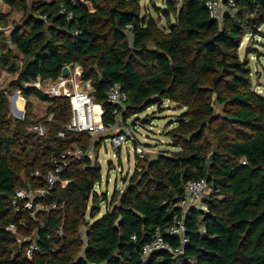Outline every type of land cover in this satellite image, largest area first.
<instances>
[{"label":"trees","instance_id":"obj_1","mask_svg":"<svg viewBox=\"0 0 264 264\" xmlns=\"http://www.w3.org/2000/svg\"><path fill=\"white\" fill-rule=\"evenodd\" d=\"M207 1L165 0L156 6L164 27L140 0H93V9L81 1L3 0L23 16L10 21L0 11V71L16 75L0 88V264H264V95L240 55L247 34L264 23V0H236L222 20L211 17ZM75 65L106 125L118 120L108 100L114 84L128 95L123 123L165 100L185 109L166 133L174 148L138 154L127 185L111 197L99 195L102 167L88 155L68 158L65 187L36 192L73 143L90 146L89 133L67 129L70 99L34 86ZM17 90L28 101L24 119L11 112ZM31 94L49 103L37 119ZM33 123L46 133L30 130ZM199 178L211 191L206 210H188L183 254H145L157 231L169 239L165 229L181 215L186 184ZM20 189L33 200L16 197Z\"/></svg>","mask_w":264,"mask_h":264},{"label":"built area","instance_id":"obj_2","mask_svg":"<svg viewBox=\"0 0 264 264\" xmlns=\"http://www.w3.org/2000/svg\"><path fill=\"white\" fill-rule=\"evenodd\" d=\"M73 3L81 1L83 4L85 0H70ZM89 1L90 0H86ZM0 3H3V0H0ZM226 5L228 8L235 7L236 0H208L207 6L210 12V15L215 20H222V7ZM60 12L62 14H67V19L73 18V13H67L64 4H61ZM82 76V67L80 65H75L73 67L69 66V72L66 77L61 75L57 80L51 79H38L34 86L38 89L44 91L50 97L66 96L70 99L72 106V118L71 121L67 124V129L73 132L79 133H89L90 135L96 137L97 135L110 132L113 129L120 126L119 130L115 132L112 137V144L115 149L122 148L124 142H127L129 139L136 140L135 135L131 130L127 129L123 125V121L119 120L122 118V111L126 109L128 95L125 90H123L120 84H114L108 90V100L114 106L113 112L117 116V123L106 125L103 121L104 107L101 103H96L94 101V96L92 95V87L90 82L84 81L81 78ZM83 82L88 83L89 88H82ZM82 84V85H81ZM17 95L14 99V95ZM20 97L24 103L22 109H19L17 98ZM10 98L13 99V112L20 115L21 119L25 118L27 106V98L21 93L20 90L13 92L10 95ZM99 107L98 109L96 107ZM53 115L50 116V119ZM31 129L35 131L38 135H44L47 131L45 124L43 123H33L30 125ZM64 132H61L63 135ZM99 140H96L97 144ZM136 152L140 156H144L147 153L145 147L140 143L136 146ZM87 154L86 149L81 145H76L65 150L57 162V165L53 171L48 173V187L37 190L36 192L39 195H44L52 188L56 183H61L65 187L68 183L67 179H63L62 175L65 168L68 166V158H84ZM89 156V155H88ZM243 163H247L245 158H242ZM38 174V173H37ZM211 187L209 181L206 178H199L191 180L186 184V193L183 198L179 200L177 205L181 209V215L175 219V222L168 226L165 229L169 235V239L164 236L161 231H157L155 237L149 242L145 243L143 246V251L145 254H149L156 250H168L175 256L181 255L184 252V245L188 242L187 236V226L185 223V217L187 216L188 210L191 207L196 209H207L205 204V199L210 195ZM16 197H21L23 199L34 198V193L26 189H20L17 191ZM28 202L27 206L32 207V203ZM11 231H15L14 226H10ZM171 237H177L181 241V245L176 247L170 240Z\"/></svg>","mask_w":264,"mask_h":264},{"label":"rangeland","instance_id":"obj_3","mask_svg":"<svg viewBox=\"0 0 264 264\" xmlns=\"http://www.w3.org/2000/svg\"><path fill=\"white\" fill-rule=\"evenodd\" d=\"M140 1L141 5L145 8L143 10L144 13L148 11L159 21L161 26H168L164 16L161 18L158 17V8L156 7H165V0ZM0 11L9 13L10 21L13 19L19 20L23 16L22 9L11 8L4 2L0 4ZM227 11L233 12L231 8L224 5L222 7L223 16ZM5 30L9 31L8 28ZM240 55L242 58L246 56L249 57L251 67L253 69V85L261 94L264 95V23H262L258 29L250 30L241 45ZM15 76L16 75L12 72L3 70L0 71V88L7 87L10 80ZM81 87L84 89L89 88L88 83L86 82H83ZM10 101L12 114L14 117L21 119L20 115L13 112V99L10 98ZM30 101L32 106L31 111L34 114L33 118L37 119L46 114L49 105L47 101L33 94L30 96ZM25 109L28 110L27 106ZM184 112V108H180L174 102L165 100L163 103L154 105L137 116H132L128 120L129 123L127 124L124 122L123 125L132 131L136 140H127V142L123 143L122 148L119 149L114 148L111 136L119 130L120 126L110 132L97 135L94 138L90 135L92 139L89 148L86 149L87 154L95 163H100L102 167V181L96 187L99 195L106 194L108 197H111L115 189L123 191L127 185L128 178L135 172L138 155L135 150L137 144L140 143L146 148V154L151 155H156L162 150L173 149L174 147L171 144V137L166 133L175 125L176 120ZM119 120H122V118ZM29 129L32 130L31 127H29ZM59 135L61 137H65V133H63V135L60 133ZM96 140H99L97 144H95ZM72 145L74 147L78 144L73 143ZM41 207L43 206H38V208ZM106 208V202L102 200L101 212L103 213ZM20 241L25 240L21 238Z\"/></svg>","mask_w":264,"mask_h":264},{"label":"water","instance_id":"obj_4","mask_svg":"<svg viewBox=\"0 0 264 264\" xmlns=\"http://www.w3.org/2000/svg\"><path fill=\"white\" fill-rule=\"evenodd\" d=\"M68 72H69V66H65L64 67V69H63V73H62V75L64 76V77H66L67 75H68ZM16 94L14 95V99L16 98ZM13 104H15V103H13Z\"/></svg>","mask_w":264,"mask_h":264},{"label":"crops","instance_id":"obj_5","mask_svg":"<svg viewBox=\"0 0 264 264\" xmlns=\"http://www.w3.org/2000/svg\"><path fill=\"white\" fill-rule=\"evenodd\" d=\"M84 2V4H85V6L87 7V8H89V9H93V0H90V2L89 1H83ZM1 4V3H0Z\"/></svg>","mask_w":264,"mask_h":264},{"label":"bare ground","instance_id":"obj_6","mask_svg":"<svg viewBox=\"0 0 264 264\" xmlns=\"http://www.w3.org/2000/svg\"><path fill=\"white\" fill-rule=\"evenodd\" d=\"M17 103H18L19 109H22L24 103L22 102L20 97L17 98ZM96 108L98 109L99 107L97 106Z\"/></svg>","mask_w":264,"mask_h":264}]
</instances>
